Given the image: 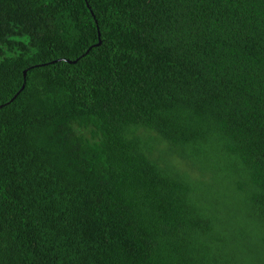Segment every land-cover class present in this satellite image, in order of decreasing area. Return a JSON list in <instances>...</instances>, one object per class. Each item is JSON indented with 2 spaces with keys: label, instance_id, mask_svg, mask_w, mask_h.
<instances>
[{
  "label": "trees",
  "instance_id": "trees-1",
  "mask_svg": "<svg viewBox=\"0 0 264 264\" xmlns=\"http://www.w3.org/2000/svg\"><path fill=\"white\" fill-rule=\"evenodd\" d=\"M0 264H264V0H0Z\"/></svg>",
  "mask_w": 264,
  "mask_h": 264
},
{
  "label": "water",
  "instance_id": "water-1",
  "mask_svg": "<svg viewBox=\"0 0 264 264\" xmlns=\"http://www.w3.org/2000/svg\"><path fill=\"white\" fill-rule=\"evenodd\" d=\"M23 73L25 74V70L23 71ZM24 86V84L22 85V87Z\"/></svg>",
  "mask_w": 264,
  "mask_h": 264
}]
</instances>
